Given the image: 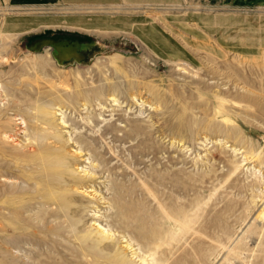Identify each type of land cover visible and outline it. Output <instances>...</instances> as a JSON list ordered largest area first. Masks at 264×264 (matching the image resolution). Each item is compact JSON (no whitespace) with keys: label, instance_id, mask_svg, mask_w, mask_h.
<instances>
[{"label":"rangeland","instance_id":"obj_1","mask_svg":"<svg viewBox=\"0 0 264 264\" xmlns=\"http://www.w3.org/2000/svg\"><path fill=\"white\" fill-rule=\"evenodd\" d=\"M0 13L29 24L0 31L13 41L0 49V264H264L263 4L0 0ZM38 35L105 45L60 63L28 48Z\"/></svg>","mask_w":264,"mask_h":264},{"label":"bare ground","instance_id":"obj_2","mask_svg":"<svg viewBox=\"0 0 264 264\" xmlns=\"http://www.w3.org/2000/svg\"><path fill=\"white\" fill-rule=\"evenodd\" d=\"M93 11V10H92ZM7 24V23H6ZM11 24V23H10ZM7 25H9V24H7ZM6 25V26H7ZM7 27H11V26H7ZM18 27V26H17ZM21 28H23V27H21ZM25 28V27H24ZM26 30V29H25ZM88 30V29H87ZM143 32V31H142ZM104 33V32H103ZM11 35V34H10ZM10 35H6V34H4V33H1L0 34V49L1 48H3V46H8V47H10L11 45H12V43H13V41L12 40H10V39H7V37L8 36H10ZM103 37V36H102ZM179 50V49H178ZM175 58V57H174ZM106 86V91H115V92H117V91H119V90H121V88H120V85H118V84H116V82L113 84V83H111V84H109V85H105ZM3 87L4 86H1L0 87V92L1 91H4V89H3ZM102 87H104V86H102ZM138 88V83H136V82H134V81H130L129 82V89H137ZM3 89V90H2ZM102 90L104 91V89L102 88ZM134 92V91H133ZM1 94V93H0ZM103 94H105V93H103V92H99L97 89L95 90V96L96 95H103ZM136 94V93H135ZM4 95V94H3ZM218 95V94H217ZM100 97V96H99ZM102 97V96H101ZM105 97V96H104ZM222 101V100H221ZM219 104V103H218ZM217 104V105H218ZM216 105V106H217ZM223 108H225V104H223V102L219 105V109H221L222 110V112L218 109V111H219V114L223 117V119L227 122L228 120H231V121H233L234 122V120L233 119H231L230 118V116L229 115H227L225 112H224V110H223ZM34 112V111H33ZM218 113V112H217ZM36 115V114H35ZM51 118H52V111H51V109H49V108H44L43 110H42V112H41V115H40V118H39V120H41V123H43V124H45V125H49L50 124V121H51ZM9 119H11V120H15V122H16V124H17V126L18 125H21L20 126V129H22V128H28L29 127V125H30V123L28 122V120H27V118H26V116L23 114V113H19V114H17V116H14V118L12 117V118H9ZM10 120V122H13V121H11ZM6 121V120H5ZM8 121V120H7ZM8 123H9V121H8ZM10 124V123H9ZM132 124V128L129 130V132L130 133H132V129L135 127V126H139V125H142V123L141 122H139V121H133V123H131ZM232 124V123H231ZM235 125V124H234ZM229 126H231V127H234V126H232V125H229ZM4 130V129H3ZM2 130V131H3ZM18 130V129H17ZM17 130H16V133L15 134H17ZM140 130V128L139 127H137L134 131H133V134H138L137 132ZM229 130H233V129H229ZM234 131V130H233ZM8 133H9V131H8ZM8 133L7 132H5V136H7L8 138L9 137H13L14 138V135H8ZM1 135H3V134H1ZM43 135H45V134H43ZM42 135V136H43ZM236 137H237V135H236ZM238 137H240V142H242L241 141V139L243 138L242 137V135H241V132L240 133H238ZM10 139V138H9ZM40 143V142H39ZM39 143H37V145H38V147H39ZM42 146V145H41ZM46 150V149H45ZM44 151V150H43ZM46 152V151H45ZM22 153H24V152H22ZM41 154V153H40ZM250 155H253V153H251ZM41 159H42V157H41ZM239 165H242V164H239ZM0 176H2L1 174H0ZM179 221H180V219H178V218H169V219H166V221L164 222V225L165 226H167V228H175V227H177V226H179V225H181V223L179 224Z\"/></svg>","mask_w":264,"mask_h":264},{"label":"water","instance_id":"obj_3","mask_svg":"<svg viewBox=\"0 0 264 264\" xmlns=\"http://www.w3.org/2000/svg\"><path fill=\"white\" fill-rule=\"evenodd\" d=\"M33 51H40L44 47H52L55 58L60 62L76 59L85 60L88 57V50L98 48L91 40L69 39L65 37H37L27 44Z\"/></svg>","mask_w":264,"mask_h":264},{"label":"crops","instance_id":"obj_4","mask_svg":"<svg viewBox=\"0 0 264 264\" xmlns=\"http://www.w3.org/2000/svg\"><path fill=\"white\" fill-rule=\"evenodd\" d=\"M229 2L231 3L232 7H237V8H239L240 6H242L244 4H246L248 6L249 5H256V4H263L264 5V0H229ZM19 18L20 17H10L8 19L7 18L3 19V17L0 16V31H3V30H9V31L25 30L29 26V24H27L26 21H23V20H21ZM6 23L9 24V25H7ZM19 23H23V25L19 26ZM6 25L7 26H11V27H7ZM21 27H23V28H21ZM37 37H55V38L65 37V38H69V39H79V40L88 39V40H91L90 38H80V37L78 38V37H70V36H65V35H38V36H35L34 38H37ZM91 41L96 43V45H97V43L102 45V46L105 45L103 43H99L98 41L96 42L95 40H93V38H92ZM97 47L99 48L100 46H97Z\"/></svg>","mask_w":264,"mask_h":264}]
</instances>
